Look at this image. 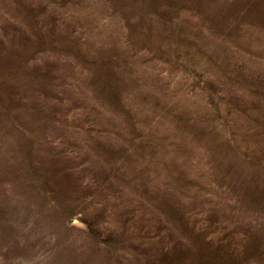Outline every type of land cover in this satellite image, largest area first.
I'll return each mask as SVG.
<instances>
[{"label":"rangeland","instance_id":"rangeland-1","mask_svg":"<svg viewBox=\"0 0 264 264\" xmlns=\"http://www.w3.org/2000/svg\"><path fill=\"white\" fill-rule=\"evenodd\" d=\"M0 264H264V0H0Z\"/></svg>","mask_w":264,"mask_h":264}]
</instances>
